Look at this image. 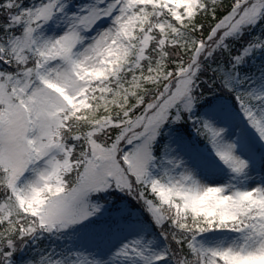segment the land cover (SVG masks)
Segmentation results:
<instances>
[{
	"label": "snow or ice",
	"instance_id": "6c2138e0",
	"mask_svg": "<svg viewBox=\"0 0 264 264\" xmlns=\"http://www.w3.org/2000/svg\"><path fill=\"white\" fill-rule=\"evenodd\" d=\"M0 264H264V0H0Z\"/></svg>",
	"mask_w": 264,
	"mask_h": 264
}]
</instances>
